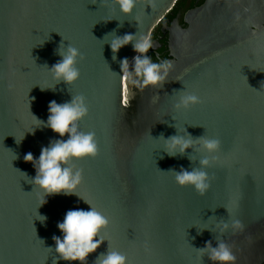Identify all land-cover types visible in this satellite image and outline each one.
<instances>
[{"label": "water", "instance_id": "water-1", "mask_svg": "<svg viewBox=\"0 0 264 264\" xmlns=\"http://www.w3.org/2000/svg\"><path fill=\"white\" fill-rule=\"evenodd\" d=\"M178 1L155 0L152 9L139 0L126 15L110 0H0V264H53L52 237L63 236L57 225L68 210H90L83 199L109 219L87 264L108 248L127 264H213L199 249L209 240L215 247L216 236L232 245L235 264H264V0H206L187 13L189 27L176 21L170 37L168 81L121 103L119 61L127 57L131 66L137 53L130 43L114 61L110 40L152 34ZM61 42L84 56L71 85L56 84L45 67L62 59ZM184 88L202 102L177 110L183 93L173 90ZM80 94L89 111L78 130L95 132L98 155L72 161L83 170L77 194L48 195L39 206L36 170L23 157L38 158L61 137L34 116L46 122L50 101ZM175 124L181 134L186 128L193 138L221 142L219 159L205 169L212 179L203 196L170 171H191L209 155L196 142L169 156L159 137L175 135ZM235 219L243 231L221 233V222Z\"/></svg>", "mask_w": 264, "mask_h": 264}, {"label": "clouds", "instance_id": "clouds-1", "mask_svg": "<svg viewBox=\"0 0 264 264\" xmlns=\"http://www.w3.org/2000/svg\"><path fill=\"white\" fill-rule=\"evenodd\" d=\"M138 2L139 0H110L111 4L118 5L119 10L126 15L133 13V9ZM101 3L107 4L109 0H101ZM147 5H150L153 9L155 0H148ZM113 32L115 33V30ZM130 43L137 53L131 60V66L127 57L119 61L122 73L120 79L123 107L129 106V99L135 97L137 90L143 91L149 86L162 88L168 81L170 71L175 67L171 60L164 59L157 63L153 62L148 55L149 50L156 47L151 32L147 34L126 33L122 36L115 34L109 42L113 53L112 59L115 61L117 59L116 53ZM56 51L62 59L51 67L47 65L45 67L51 74L52 79L56 81V84L63 81L65 84L71 85L80 77V69L77 64L84 59V56L79 49L70 43L65 46L61 42ZM45 89L48 88L41 87V90ZM52 89L54 90V87ZM173 92L183 93L174 104V108L177 110L187 109L202 102L198 95L187 92L185 88L179 91L173 90ZM88 111L86 97L80 94L72 95L71 100L64 103H57L55 100L50 101L48 105L49 115L46 122L33 115L39 122V126L48 127L61 137V139L51 140L48 146L42 147L38 158H35L31 152L26 153L23 157L25 162H32L36 170V175L31 179V184L41 194L39 206L46 203L45 197L48 195L77 194V188L83 179V170L74 168L72 161L86 157L94 158L98 155L99 148L95 132L78 130L79 122L88 114ZM174 127L176 128L175 135L165 138L161 133L159 137L164 140V151L169 156L184 155L186 150L193 148L196 142H199L201 148L209 154L200 158L199 166L193 167L191 171L183 166L179 171L170 170L175 173V181L178 185H191L199 195L203 196L210 188L212 179L205 169L210 167L213 161L219 159L215 153L219 152L221 142L218 138H209L206 135L193 138L186 128L181 134L176 124ZM66 135L67 138L63 139ZM199 150L200 148L197 149V151ZM188 158L190 161L195 162L194 156L189 155ZM83 200L90 205V210H68L63 221L57 225L63 236L62 238L56 235L52 237L55 242L54 250L58 254L54 257L53 264H56L57 260L68 261L70 264L75 261H79L80 264H87L89 254L96 252L105 241L101 235V230L107 228L109 219L92 207L87 200ZM227 212L228 216L231 217L228 209ZM37 219L44 223L47 217L37 212ZM229 227L233 229V234L238 231L242 232L244 229L243 223L238 219L231 220V223L222 221L221 233ZM215 239L217 240L215 247L212 241L209 240L204 247L199 249V252L206 253L213 264H235L237 257L232 250V245L226 243L220 236H216ZM94 264H127V256L108 248L105 253H100Z\"/></svg>", "mask_w": 264, "mask_h": 264}, {"label": "flooded vegetation", "instance_id": "flooded-vegetation-1", "mask_svg": "<svg viewBox=\"0 0 264 264\" xmlns=\"http://www.w3.org/2000/svg\"><path fill=\"white\" fill-rule=\"evenodd\" d=\"M206 0H179L174 8L164 17L163 21L153 30L152 39L156 47L149 50L148 55L153 62L170 60V37L175 29L174 24L178 21L182 29H187L189 24L185 21V16L190 11L200 7Z\"/></svg>", "mask_w": 264, "mask_h": 264}]
</instances>
